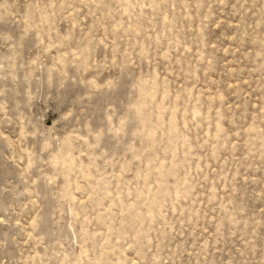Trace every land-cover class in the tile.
<instances>
[{
	"label": "rangeland",
	"instance_id": "rangeland-1",
	"mask_svg": "<svg viewBox=\"0 0 264 264\" xmlns=\"http://www.w3.org/2000/svg\"><path fill=\"white\" fill-rule=\"evenodd\" d=\"M0 264H264V0H0Z\"/></svg>",
	"mask_w": 264,
	"mask_h": 264
}]
</instances>
